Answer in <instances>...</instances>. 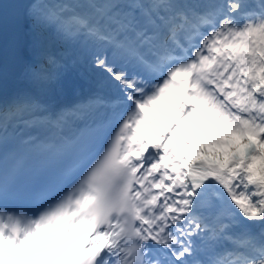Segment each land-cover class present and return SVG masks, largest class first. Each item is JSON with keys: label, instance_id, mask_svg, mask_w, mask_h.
<instances>
[{"label": "snow or ice", "instance_id": "1", "mask_svg": "<svg viewBox=\"0 0 264 264\" xmlns=\"http://www.w3.org/2000/svg\"><path fill=\"white\" fill-rule=\"evenodd\" d=\"M61 43L86 101H57ZM25 199L0 264H264V0H0V206Z\"/></svg>", "mask_w": 264, "mask_h": 264}, {"label": "rangeland", "instance_id": "2", "mask_svg": "<svg viewBox=\"0 0 264 264\" xmlns=\"http://www.w3.org/2000/svg\"><path fill=\"white\" fill-rule=\"evenodd\" d=\"M251 2H252V0H249V3H251ZM55 51H56L57 55H61L64 57V60L66 61L67 65H68L66 69H74V67H79L78 62L82 61V60H85V64H87L90 67V65L87 63L86 59L83 58L82 55H81L82 58L79 56L80 55V49H79L78 45H76L75 43H68V44L61 43L56 47ZM89 72H95V70L90 67ZM205 118L210 120L212 123H217V121H215V119L211 116H206ZM157 127L162 128L159 125L155 126V128H157ZM155 128L149 127L148 129L155 130Z\"/></svg>", "mask_w": 264, "mask_h": 264}, {"label": "bare ground", "instance_id": "3", "mask_svg": "<svg viewBox=\"0 0 264 264\" xmlns=\"http://www.w3.org/2000/svg\"><path fill=\"white\" fill-rule=\"evenodd\" d=\"M66 70L64 71V76H66ZM66 79H67V77H64V85L67 83V81H66Z\"/></svg>", "mask_w": 264, "mask_h": 264}]
</instances>
